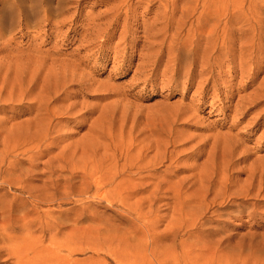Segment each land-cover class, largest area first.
Segmentation results:
<instances>
[{
  "label": "rangeland",
  "instance_id": "obj_1",
  "mask_svg": "<svg viewBox=\"0 0 264 264\" xmlns=\"http://www.w3.org/2000/svg\"><path fill=\"white\" fill-rule=\"evenodd\" d=\"M50 4L0 13V264H264V0Z\"/></svg>",
  "mask_w": 264,
  "mask_h": 264
},
{
  "label": "bare ground",
  "instance_id": "obj_2",
  "mask_svg": "<svg viewBox=\"0 0 264 264\" xmlns=\"http://www.w3.org/2000/svg\"><path fill=\"white\" fill-rule=\"evenodd\" d=\"M0 1H3V0H0ZM9 2V0H6L5 2L3 1V4H4V6H1V4H0V13H4V15H5V21H7V19L9 20V22H11V24H16L17 23V25H21V22L23 23V21H29L30 22V20H32V23H35L34 25H36V22H33V19L35 18V19H38V18H36V17H40L41 15H43V16H41L43 19V22L46 24V23H49L50 21V19H49V14L52 16V14L50 13L51 11L49 10L51 7H49V6H51V4L49 5V0H16L14 3H12V4H9L8 3ZM51 9H53V8H51ZM53 11V10H52ZM55 15V14H54ZM53 17V16H52ZM127 17V16H126ZM137 18V17H136ZM35 19H34V21H35ZM250 19V18H249ZM252 19V18H251ZM251 19H250V23H252V21H251ZM257 19V18H256ZM252 20H255V18L254 19H252ZM263 20V19H262ZM39 21H40V19H39ZM217 21H219V20H217ZM247 21V20H246ZM245 21V22H246ZM258 21H259V19H258ZM220 22V21H219ZM248 22H249V20H248ZM257 22V21H256ZM255 22V23H256ZM263 22V21H262ZM262 22H261V24H262ZM43 23V24H44ZM28 24H30V25H28ZM217 24H218V22H217ZM257 24H258V22H257ZM260 24V25H261ZM39 25V24H38ZM255 25V24H254ZM254 25H252V26H250L251 28L252 27H254ZM27 26H33L31 23H28L27 22ZM40 26V25H39ZM49 25H46L45 27H48ZM1 27V26H0ZM11 27H13V26H11ZM35 27V26H34ZM30 28V27H29ZM40 28V27H39ZM249 28V27H248ZM253 29V28H252ZM255 29V28H254ZM214 32H215V30H214ZM257 32H258V30H257ZM256 34V33H255ZM257 35V34H256ZM213 42V38H212V35L209 33L208 34V36L205 38V40L204 41H206L207 43H206V47L211 43V41ZM195 42V41H194ZM198 42H199V40H198ZM196 43V42H195ZM195 45V44H194ZM197 45H199V44H197ZM196 45V46H197ZM212 45V44H211ZM203 46H205V44L203 45ZM213 46V45H212ZM201 47H202V45H201ZM205 47V48H206ZM200 49V48H199ZM211 48H210V46L208 47V48H206V51H208V50H210ZM212 49H214L215 51H216V47H213ZM213 50V51H214ZM193 51H199V50H193ZM201 51V50H200ZM212 51V52H213ZM214 51V52H215ZM186 52H188V51H186ZM191 52V51H190ZM192 53V52H191ZM190 53V54H191ZM196 53V52H195ZM194 53V54H195ZM198 53V52H197ZM196 53V54H197ZM203 53H206V52H203ZM211 53V52H210ZM213 54V53H212ZM212 54H211V56H212ZM207 56H208V54H206ZM205 55V56H206ZM189 56V55H188ZM194 55H192V57H193ZM196 56V55H195ZM197 56H198V54H197ZM207 56H206V58H207ZM190 57H191V55H190ZM210 57V56H209ZM180 59V58H179ZM203 60H204V57H203ZM203 60H202V62H203ZM205 60H207V59H205ZM211 60V59H210ZM193 61V60H192ZM195 61H199V60H197L196 58L194 59V64L196 63ZM205 62V61H204ZM210 62V61H209ZM179 63V62H178ZM191 64V63H190ZM197 64V63H196ZM207 64H209L208 62H207ZM181 65V64H180ZM209 67V66H208ZM207 71V70H206ZM204 72V71H203ZM30 111V110H29ZM23 112V111H22ZM24 112H26V111H24ZM247 197V196H246ZM214 204V203H213ZM28 257H29V255L28 254H21L18 258H17V264H35V262H31L30 260H28ZM48 262H49V257H48V254H46V256L44 257V264H48Z\"/></svg>",
  "mask_w": 264,
  "mask_h": 264
}]
</instances>
